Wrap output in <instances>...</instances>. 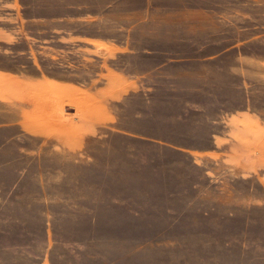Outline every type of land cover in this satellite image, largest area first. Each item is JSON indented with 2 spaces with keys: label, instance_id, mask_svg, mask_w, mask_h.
<instances>
[{
  "label": "rangeland",
  "instance_id": "1",
  "mask_svg": "<svg viewBox=\"0 0 264 264\" xmlns=\"http://www.w3.org/2000/svg\"><path fill=\"white\" fill-rule=\"evenodd\" d=\"M0 264H264V0H0Z\"/></svg>",
  "mask_w": 264,
  "mask_h": 264
}]
</instances>
